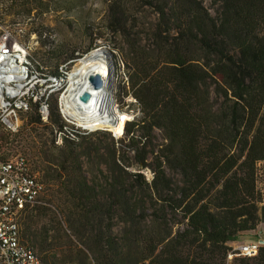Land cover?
<instances>
[{
    "label": "trees",
    "instance_id": "1",
    "mask_svg": "<svg viewBox=\"0 0 264 264\" xmlns=\"http://www.w3.org/2000/svg\"><path fill=\"white\" fill-rule=\"evenodd\" d=\"M140 1L157 15L144 29L147 44L131 33L137 26L127 11L109 6L113 32L130 55L129 92L140 116L125 122L120 147L111 144L105 188L87 181L74 151L87 137L107 131L62 142L71 164V197L83 217L107 221L93 237L96 264H224L227 245L264 219L259 188L264 176L257 168L264 164V0H213L214 16L204 0ZM77 58L72 54L66 62ZM50 110L49 123L61 128L55 101ZM25 116L49 128L34 110ZM154 130L167 142L156 152ZM38 139L46 146L42 134ZM4 144L0 133V161L7 158ZM49 146L58 148L52 137ZM128 152L143 169L147 155L152 157L150 182L128 171ZM166 168L177 179L168 177ZM49 175L64 185L61 175ZM88 200L94 202L89 207ZM114 220L132 230L122 245L113 233ZM156 221L161 227L151 234L145 228ZM174 226L181 228L173 235ZM38 251L42 262L55 264L44 247ZM249 260L264 264V247L242 262Z\"/></svg>",
    "mask_w": 264,
    "mask_h": 264
},
{
    "label": "rangeland",
    "instance_id": "2",
    "mask_svg": "<svg viewBox=\"0 0 264 264\" xmlns=\"http://www.w3.org/2000/svg\"><path fill=\"white\" fill-rule=\"evenodd\" d=\"M203 2L204 7L214 16L216 4L213 0ZM110 5H119L126 10L131 25L137 26L131 33L136 35V38L143 39L142 44L149 43L144 29L147 28V23L157 22V15L140 0H0V25L8 27L14 34L21 30V42L50 73L58 71L59 68L69 73L76 62L89 52L105 51L113 63L111 96L115 104L114 108L116 112L126 114L129 118L126 122H130L140 116L138 104L129 92L130 72L125 62L129 61L130 55L121 35L113 32L116 27L110 23ZM72 54L78 55V58L70 63L66 62L67 57ZM54 101L57 106L56 100ZM100 130L107 132L87 137L84 143L77 145L74 153L78 157L87 181L105 188L110 163L109 149L112 143H115L116 148L119 146L118 142L124 138V129L122 128L118 134L108 128ZM0 133L6 138L2 153L7 156L18 154L27 158L34 173H37L45 186L43 195L45 205L34 212H27L21 218L23 240L32 244L38 253L39 247H44L51 263L96 264L93 260V253L96 252L93 237L96 232L104 231L108 224L105 219L101 221L98 217L85 218L78 211L77 199L71 197L72 182L71 178L69 182L70 175L67 171L71 164L66 157L68 152H62L64 145H55L57 149L50 148L49 128L29 123L26 116L22 118L18 134L9 135L1 130ZM41 134L47 142L46 146L38 139V135ZM153 136L152 144L156 147H152V150L156 152L167 142L158 130H154ZM146 150H151V147H147ZM128 158V171L139 172L147 182H150L154 167L152 157L147 155L148 168L144 169L136 166L132 152H128ZM165 172L168 177L177 179V176L167 168ZM51 173L61 175L60 180L64 185L50 181ZM99 199L102 203L105 202L104 197ZM93 203V200H88L85 204L89 207ZM113 222L116 224L113 233L119 237V243L122 245L124 240L131 236L132 230L124 223L115 220ZM160 227V223L156 221L148 223L145 229L155 234ZM178 228L181 227H172L173 235ZM162 233L164 234L163 231ZM252 240L264 241V219L254 232L242 233L234 243L227 245L229 251L224 264H245L242 262L244 257L234 250L240 244ZM38 255L43 259L40 253ZM42 263L46 264L44 260ZM246 264H255V262L249 260Z\"/></svg>",
    "mask_w": 264,
    "mask_h": 264
},
{
    "label": "built area",
    "instance_id": "3",
    "mask_svg": "<svg viewBox=\"0 0 264 264\" xmlns=\"http://www.w3.org/2000/svg\"><path fill=\"white\" fill-rule=\"evenodd\" d=\"M20 33L0 25V130L18 134L22 118L32 110L42 125L49 126L55 145L63 141L77 143L81 137L104 129L84 121L85 103L78 95L73 102L67 98L71 72L61 68L48 72L21 42ZM53 100L57 102L61 128L49 123ZM92 108V117L97 119L99 105ZM257 168L264 176V164L257 163ZM259 188L264 195L261 183ZM44 193L45 186L32 172L27 158L17 154L0 161V264H43L37 251L22 241L20 222L26 212L45 205ZM261 247L255 240L240 244L234 251L255 259Z\"/></svg>",
    "mask_w": 264,
    "mask_h": 264
},
{
    "label": "bare ground",
    "instance_id": "4",
    "mask_svg": "<svg viewBox=\"0 0 264 264\" xmlns=\"http://www.w3.org/2000/svg\"><path fill=\"white\" fill-rule=\"evenodd\" d=\"M113 63L105 51L93 50L81 57L73 67L70 74V93L67 98L73 102L77 95L88 93L90 102L83 105L84 121L92 122L98 128H108L118 134L122 131L124 123L129 119L126 114L116 112L112 100V82L114 78ZM98 76L101 87L95 89L89 78ZM98 108V118L92 117L94 109Z\"/></svg>",
    "mask_w": 264,
    "mask_h": 264
},
{
    "label": "water",
    "instance_id": "5",
    "mask_svg": "<svg viewBox=\"0 0 264 264\" xmlns=\"http://www.w3.org/2000/svg\"><path fill=\"white\" fill-rule=\"evenodd\" d=\"M89 82L92 85L93 88L99 89L101 87V80L98 76H94L89 78ZM79 100L83 103H88L90 100V96L88 93H82L79 95ZM260 244L264 245V241H259Z\"/></svg>",
    "mask_w": 264,
    "mask_h": 264
},
{
    "label": "crops",
    "instance_id": "6",
    "mask_svg": "<svg viewBox=\"0 0 264 264\" xmlns=\"http://www.w3.org/2000/svg\"><path fill=\"white\" fill-rule=\"evenodd\" d=\"M252 241H254V240H252ZM259 241V240H258ZM234 243V242H233Z\"/></svg>",
    "mask_w": 264,
    "mask_h": 264
}]
</instances>
